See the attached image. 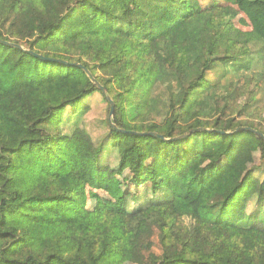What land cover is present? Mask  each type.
I'll return each instance as SVG.
<instances>
[{
    "label": "trees",
    "instance_id": "trees-1",
    "mask_svg": "<svg viewBox=\"0 0 264 264\" xmlns=\"http://www.w3.org/2000/svg\"><path fill=\"white\" fill-rule=\"evenodd\" d=\"M0 41V264H264V172L247 166L264 138L240 130L264 134L249 90L264 0H0ZM44 58L86 67L112 120L84 70ZM125 172L149 174L148 194L89 209Z\"/></svg>",
    "mask_w": 264,
    "mask_h": 264
},
{
    "label": "rangeland",
    "instance_id": "rangeland-1",
    "mask_svg": "<svg viewBox=\"0 0 264 264\" xmlns=\"http://www.w3.org/2000/svg\"><path fill=\"white\" fill-rule=\"evenodd\" d=\"M228 13L233 18L234 24L237 28H239L242 31H251L252 27L250 25V22L246 18L244 14L238 11L236 6L228 5L227 6ZM257 59V68L253 71L256 78H260V82L255 84L253 82L250 85L249 90L255 91V98L256 102L254 103V110L257 114V121L258 123H261L260 128L264 129V64L263 62L260 63L258 61L259 57H254ZM24 72V71H23ZM25 73H28L25 71ZM224 74V68L218 67L212 72L209 73L208 80L211 83H216L220 80L222 75ZM246 89L244 88L243 91ZM248 90V89H247ZM248 90V91H249ZM245 101L244 99L240 100L238 103L240 106L244 105ZM90 104V110L88 114L85 117V123L86 127L90 130L92 135L95 139H98L100 137H103V135L106 133V117L109 113L108 105L103 101V98L96 94L92 96V98L89 101ZM134 157V154L132 152H129L128 154V160L132 161ZM248 168L253 167H261V169L264 172V158L262 156V153L259 149H251L248 151ZM110 162H111V156H110ZM111 164V163H110ZM202 165V162H199L198 164H195L193 166L192 172L198 173L200 171V167ZM148 168L152 172L158 171V167L153 164L151 161L148 163ZM222 171V167H217L216 169H213V174H219ZM211 176L209 178V181L204 183V187H209L213 181L216 180V178ZM109 187L107 192L104 191H88V207L89 209L93 211H100L104 210L106 208H111L116 203V200L114 197L118 196H127L129 198L130 206H136L137 200H141L145 196V194H148L149 188L151 186L150 176L149 174H146L145 176L139 178L138 180H133L132 175L130 173L125 172V174L122 177L114 178L109 182ZM157 253H160L158 250H156ZM126 264H137V263H126Z\"/></svg>",
    "mask_w": 264,
    "mask_h": 264
},
{
    "label": "water",
    "instance_id": "water-1",
    "mask_svg": "<svg viewBox=\"0 0 264 264\" xmlns=\"http://www.w3.org/2000/svg\"><path fill=\"white\" fill-rule=\"evenodd\" d=\"M0 43H2V44H8V43L3 42V41H0ZM13 46L18 47V48H21L19 45H13ZM27 52L28 53H31L29 51H27ZM33 55L34 56H37L35 54H33ZM43 60H45V61H51V62H54L55 61V60L45 59V58ZM55 62L56 63H59V64H64L66 66L72 65V66L78 67V68L84 70L88 74V76L92 78V82L99 88V90L102 91V93L104 94V96L106 97V99L108 100V102L110 103L111 111H110L109 118H110V120H112L113 115H114V111H115V103L113 102V100L111 99V97L109 95H107V92H106L105 88L94 77H92V74L89 72V70L86 67H84L82 64H79V63L69 64V63L64 62V61H61V60H56ZM240 130L241 131H246V132H251V133H254V134H256V135L264 138V134L260 133L259 131L255 130V129H252V128H249V127H243ZM120 131L126 132L124 130H120ZM198 131H200V130H198ZM133 134L140 135V136H144V135L145 136H153V137H156V138L165 139L163 136H161V135H159L157 133H136V132H133ZM185 137L186 136H180V137H178L176 139H183Z\"/></svg>",
    "mask_w": 264,
    "mask_h": 264
}]
</instances>
